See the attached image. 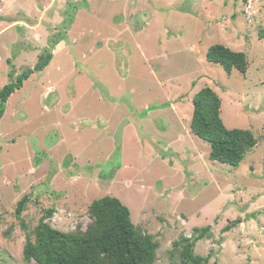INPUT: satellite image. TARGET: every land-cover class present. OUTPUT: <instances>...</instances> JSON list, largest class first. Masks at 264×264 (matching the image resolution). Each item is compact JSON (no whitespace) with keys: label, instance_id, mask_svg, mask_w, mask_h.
<instances>
[{"label":"rangeland","instance_id":"1","mask_svg":"<svg viewBox=\"0 0 264 264\" xmlns=\"http://www.w3.org/2000/svg\"><path fill=\"white\" fill-rule=\"evenodd\" d=\"M262 33L264 0H0V90L57 42L0 118V264H36L22 254L41 218L84 232L106 196L157 243L151 264H181L174 242L206 227L193 246L206 264H264ZM215 44L243 52L246 72L207 62ZM205 87L223 125L256 139L238 167L190 132Z\"/></svg>","mask_w":264,"mask_h":264},{"label":"trees","instance_id":"2","mask_svg":"<svg viewBox=\"0 0 264 264\" xmlns=\"http://www.w3.org/2000/svg\"><path fill=\"white\" fill-rule=\"evenodd\" d=\"M246 3L248 0H241ZM264 33L260 34V39ZM57 42L48 43L44 53L39 56L32 69L20 73L14 82L0 90V118L8 98L21 89L24 81L34 72H41L52 59V51ZM207 62L217 64L230 74L236 70L244 74L247 70V59L243 52L215 44L205 54ZM192 115L190 132L208 143L209 159L238 167L245 155L256 145L253 133L243 129H227L219 116L221 101L209 87L200 89L192 98ZM30 197L24 195L16 204L15 215L20 217L26 209ZM49 210L47 215L52 214ZM92 224L84 232L63 233L51 228L41 218L30 235L26 236L23 249L25 260L36 264H151L156 257L157 243L152 236L142 235L136 230L130 218L129 209L117 198L106 196L94 200L88 207ZM225 227L223 230H227ZM208 227L197 231L192 240L181 238L174 242H185L180 252L181 264H206L209 257L193 255L194 243L208 233ZM214 264H217L214 262Z\"/></svg>","mask_w":264,"mask_h":264}]
</instances>
